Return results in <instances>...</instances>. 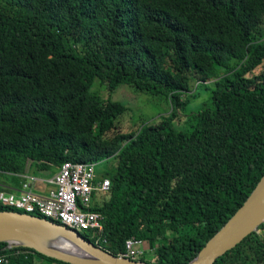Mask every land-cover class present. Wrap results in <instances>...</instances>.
<instances>
[{
  "label": "trees",
  "instance_id": "trees-1",
  "mask_svg": "<svg viewBox=\"0 0 264 264\" xmlns=\"http://www.w3.org/2000/svg\"><path fill=\"white\" fill-rule=\"evenodd\" d=\"M95 79L172 112L126 131L129 109ZM201 86L212 105L186 114ZM65 162L111 166L90 207L104 232L84 238L116 256L146 240L148 264L193 260L264 175V0H0V173L53 177ZM260 230L215 264H264ZM5 247L7 264H67Z\"/></svg>",
  "mask_w": 264,
  "mask_h": 264
},
{
  "label": "water",
  "instance_id": "water-1",
  "mask_svg": "<svg viewBox=\"0 0 264 264\" xmlns=\"http://www.w3.org/2000/svg\"><path fill=\"white\" fill-rule=\"evenodd\" d=\"M264 225V175L232 218L187 264H215ZM0 243L67 264H148L116 256L66 226L14 211L0 212Z\"/></svg>",
  "mask_w": 264,
  "mask_h": 264
},
{
  "label": "built area",
  "instance_id": "built-area-1",
  "mask_svg": "<svg viewBox=\"0 0 264 264\" xmlns=\"http://www.w3.org/2000/svg\"><path fill=\"white\" fill-rule=\"evenodd\" d=\"M96 163L65 162L58 173L49 181L51 188L45 195L34 192L33 185L38 181L29 177L17 191L0 190V206L26 215H39L54 223L66 226L79 234L87 233L99 239L104 232L101 213L91 211L94 192L110 189L109 179L97 182ZM144 241L131 238L126 242L125 256L139 260L144 256L142 250L135 249ZM8 257L0 254V264H7Z\"/></svg>",
  "mask_w": 264,
  "mask_h": 264
},
{
  "label": "rangeland",
  "instance_id": "rangeland-1",
  "mask_svg": "<svg viewBox=\"0 0 264 264\" xmlns=\"http://www.w3.org/2000/svg\"><path fill=\"white\" fill-rule=\"evenodd\" d=\"M212 81L214 80H211L210 82ZM210 82H208V84L211 86ZM92 92L97 94L103 100L110 97L113 101L121 102L127 106L129 110L126 115V121L125 123H122V126H125L126 131H129V128L131 129V127L138 126L141 121H159L161 117L167 116L172 112L171 103L166 97L137 91L128 84L121 85L114 93L110 94L107 87L102 85L99 79H95ZM183 98L188 100L186 114L197 112V110L205 109L212 105L210 91L205 86H201L188 97L186 95ZM182 115H184V113ZM174 123V126L178 130H189L193 124V122L186 118V116H182L181 120L176 119ZM106 169H111L108 162L97 166V170L99 171H104ZM35 174L36 176H43L45 173L37 172ZM142 241H144V247L143 245H138L135 249L142 250L145 252L144 255L153 258L154 252L150 249L148 242L146 240Z\"/></svg>",
  "mask_w": 264,
  "mask_h": 264
},
{
  "label": "crops",
  "instance_id": "crops-1",
  "mask_svg": "<svg viewBox=\"0 0 264 264\" xmlns=\"http://www.w3.org/2000/svg\"><path fill=\"white\" fill-rule=\"evenodd\" d=\"M29 177H35L38 179V181L36 183H34V185H33L34 192L41 194V195H45L49 192V190L51 188V184L49 183V181L54 176L53 177H49V176H45V175L36 176L35 173L34 174L30 173V174H26V175L21 176L20 178L22 180L17 182V181H15V179L12 176L4 174V178H3V174H1V176H0V187L1 188L0 189L10 191V192L17 191L21 188V185L24 182H27L29 180L28 179Z\"/></svg>",
  "mask_w": 264,
  "mask_h": 264
},
{
  "label": "bare ground",
  "instance_id": "bare-ground-1",
  "mask_svg": "<svg viewBox=\"0 0 264 264\" xmlns=\"http://www.w3.org/2000/svg\"><path fill=\"white\" fill-rule=\"evenodd\" d=\"M145 253V252H144Z\"/></svg>",
  "mask_w": 264,
  "mask_h": 264
}]
</instances>
